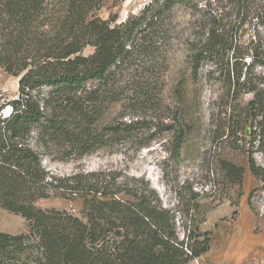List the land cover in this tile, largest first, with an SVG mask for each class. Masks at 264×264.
Instances as JSON below:
<instances>
[{
	"label": "trees",
	"instance_id": "1",
	"mask_svg": "<svg viewBox=\"0 0 264 264\" xmlns=\"http://www.w3.org/2000/svg\"><path fill=\"white\" fill-rule=\"evenodd\" d=\"M116 1L0 0V67L19 78L10 113L0 114V205L28 220L27 232L0 231V264H188L210 250L211 232L200 230L205 211L192 186L186 195L178 192L177 204H167L145 180L106 171L62 176L43 161L64 149L88 153L95 123L112 104L124 111L107 128L111 139L139 137L140 92L150 99L140 91V73L167 57L176 28L166 19L181 4L196 11L205 30L188 38L194 71L226 54L233 68L248 55L247 68L264 67L259 34L243 48L230 33L231 20L242 25L252 17L264 25V0H216L210 10L193 0H151L120 23L98 13ZM88 46L94 51L85 55ZM186 136L178 131L177 154ZM219 167L224 180L241 187L242 165L223 159ZM250 168L259 174L253 160ZM51 197L81 200V216L36 205Z\"/></svg>",
	"mask_w": 264,
	"mask_h": 264
},
{
	"label": "rangeland",
	"instance_id": "2",
	"mask_svg": "<svg viewBox=\"0 0 264 264\" xmlns=\"http://www.w3.org/2000/svg\"><path fill=\"white\" fill-rule=\"evenodd\" d=\"M150 1L109 2L98 13L104 19L114 16L120 23ZM193 1L208 10L219 6L216 0ZM196 16L189 5L176 8L166 19L176 28L170 34L167 57L156 58L147 73H140V91L147 90L150 99L140 92V121L145 127L137 139H111L107 128L120 122L124 111L120 104H112L95 123L96 140L88 153L79 156L78 151L64 149L62 155L45 156L43 162L62 176L106 171L134 177L138 183L145 180L167 204H177L178 192L186 195L192 186L205 211L200 230L212 236L210 250L202 255L208 264H264V67L247 68L248 55L233 68L234 59L226 54L218 63L204 60L194 71L188 38L205 33ZM231 21L230 33H236L240 46L250 47L253 40L256 44V34L264 43L261 20L249 17L242 25L240 20ZM93 51L88 46L83 54ZM18 80L0 67V114L4 116L11 110L8 101L18 94ZM256 92L258 103H252ZM176 124L177 129L172 128ZM180 129L187 139L177 154L175 138ZM223 159L244 167L240 188L223 179L219 167ZM251 160L258 175L250 168ZM36 205L78 216L82 212L81 200L51 197L37 200ZM0 231L27 232L28 220L0 205Z\"/></svg>",
	"mask_w": 264,
	"mask_h": 264
},
{
	"label": "water",
	"instance_id": "3",
	"mask_svg": "<svg viewBox=\"0 0 264 264\" xmlns=\"http://www.w3.org/2000/svg\"><path fill=\"white\" fill-rule=\"evenodd\" d=\"M197 262L198 264H208V262L202 256L197 258Z\"/></svg>",
	"mask_w": 264,
	"mask_h": 264
},
{
	"label": "crops",
	"instance_id": "4",
	"mask_svg": "<svg viewBox=\"0 0 264 264\" xmlns=\"http://www.w3.org/2000/svg\"><path fill=\"white\" fill-rule=\"evenodd\" d=\"M188 264H198L197 259L190 261Z\"/></svg>",
	"mask_w": 264,
	"mask_h": 264
}]
</instances>
